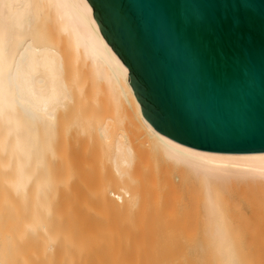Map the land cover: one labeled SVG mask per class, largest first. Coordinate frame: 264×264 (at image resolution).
Here are the masks:
<instances>
[{"label":"bare ground","instance_id":"obj_1","mask_svg":"<svg viewBox=\"0 0 264 264\" xmlns=\"http://www.w3.org/2000/svg\"><path fill=\"white\" fill-rule=\"evenodd\" d=\"M93 12L88 0H0V264H100L99 229L111 238L136 194L124 179L92 185L87 159L100 140L127 178L135 136L178 185L200 190L204 263L240 264L226 195L264 192V151L207 150L158 130Z\"/></svg>","mask_w":264,"mask_h":264},{"label":"water","instance_id":"obj_2","mask_svg":"<svg viewBox=\"0 0 264 264\" xmlns=\"http://www.w3.org/2000/svg\"><path fill=\"white\" fill-rule=\"evenodd\" d=\"M145 115L207 150L264 151V0H88Z\"/></svg>","mask_w":264,"mask_h":264},{"label":"rangeland","instance_id":"obj_3","mask_svg":"<svg viewBox=\"0 0 264 264\" xmlns=\"http://www.w3.org/2000/svg\"><path fill=\"white\" fill-rule=\"evenodd\" d=\"M133 137L134 135L130 137L131 141ZM134 140L132 143H134V147L136 146L139 149V152L135 147L137 150L136 157H138L135 158V168H131L130 175L127 178L126 176L119 177L113 164L110 163L111 160L107 157L106 146L100 140V143L97 142L98 144L93 142V145H97L99 149L98 151L94 150L96 153L99 152V157L97 159H87L89 160V162L87 161L88 165L85 164L88 166L86 169L90 172L89 174L84 169L88 173H85V175L91 176L92 185L95 183V185L100 186V184L105 183L106 185L107 182H112L111 186L114 185L113 187L117 188L118 185L121 186L120 184L125 185L123 183L126 181V185L131 192L136 194L135 200L132 201L133 210H129L131 215L128 212L123 214L120 210H118L119 213L117 211L116 214L114 213L116 216L112 217L111 223H113V219H115V222L113 223L114 226L111 225L114 229L111 228L110 235H113H109L111 238L106 239L104 237L106 233H104V229L107 225H103L105 227L99 229V232L102 231L103 234L101 236L98 234V238L103 237L105 239L101 238L102 240L99 241L98 239V242H95L98 245L96 253L99 263L205 264L203 258L198 260L188 256L185 258L177 256L183 252V248L179 251L177 247L179 238L187 235L186 238L194 242L202 236L203 224L199 213L200 190L196 186H190L189 188V186L186 187L182 184L178 185V180L175 178L176 173L167 169L151 152L146 151L148 149L147 146L144 148L143 139L140 141V138L135 136ZM94 151L92 154H94ZM93 156L96 158L95 155ZM109 179L110 181H108ZM228 212L231 215V220L228 218ZM141 214L144 215L141 217ZM226 214L233 229L235 246V232L239 240L247 241L251 239L255 243H261L262 246L261 249L253 250L251 253L243 250L242 254L246 255L248 253L247 255L251 257L249 261L244 257L246 260L244 262L236 246L239 263L264 264V192L250 191L243 187L233 189L232 194L226 195ZM239 230L243 233L239 234ZM247 232L253 233L249 234ZM109 236L107 235V237ZM200 245L201 243L197 246L198 250H200ZM188 252L192 251L187 249L186 253ZM168 255L173 256L167 257Z\"/></svg>","mask_w":264,"mask_h":264},{"label":"crops","instance_id":"obj_4","mask_svg":"<svg viewBox=\"0 0 264 264\" xmlns=\"http://www.w3.org/2000/svg\"><path fill=\"white\" fill-rule=\"evenodd\" d=\"M228 218L231 220V215L229 212H228ZM234 230H235V228H234ZM241 233H243V232H241L239 230V234H241ZM247 233L252 234L253 232H247ZM260 233H261V230H260ZM186 236L179 238L177 240V247L179 248V251L181 250V248H183L182 254H179L177 256L178 257H184V258L188 256V257H193L194 259L201 260L203 258V252L201 253V251L197 249V246L203 241V239H204L203 236H200L194 242H191L190 240H188L186 238ZM235 238H236V246L238 248V252H239L240 257L243 260V262L245 260L244 257L246 258L247 261L251 260V257L247 255L248 253H251L253 250L261 249V247H262L261 243H255L251 239L247 240V241L246 240L242 241L241 239L239 240L238 237H236V232H235ZM233 244H234V247L236 249L234 240H233ZM191 248H193V249H191ZM187 249L191 250L192 252L186 253ZM243 250H244V252H248V253L246 255L244 253L242 254ZM172 256L173 255H168L167 257H172Z\"/></svg>","mask_w":264,"mask_h":264}]
</instances>
